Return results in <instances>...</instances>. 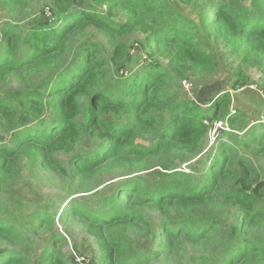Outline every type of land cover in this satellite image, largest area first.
<instances>
[{
    "label": "trees",
    "instance_id": "1",
    "mask_svg": "<svg viewBox=\"0 0 264 264\" xmlns=\"http://www.w3.org/2000/svg\"><path fill=\"white\" fill-rule=\"evenodd\" d=\"M14 1L21 0L0 3ZM180 1L195 11V25L168 0H51L46 20L34 22L27 30L18 26L3 29L0 71L8 66H47L41 70L44 76L39 86L24 92L16 103L0 98V120L13 123L16 108L32 116L30 123H22L11 132L10 145L0 143V187L14 175L15 163L27 149L40 152L42 164L50 172L63 176L67 172L74 179L89 178L101 169L115 172L131 162L154 157L164 162L167 173L158 175L161 180L143 184L139 177L130 178L114 185L108 196L83 200V206L74 198L55 207L56 213L62 208L60 218L85 225L94 236L100 264H149L164 255V247L180 242L204 248L212 234L224 228V213L231 217L233 239L224 243L215 258L199 257L190 263L264 264V168L258 169L249 159L264 154V125H260L263 129L248 130L243 137L232 132L236 129L220 131L195 175L194 170L164 165L172 162L171 154L176 151L185 157L182 162H191L204 152L216 118L227 114L230 96L223 94L205 109L192 100L171 99L167 90L172 75L158 63L145 62L133 72L125 71L132 57L124 36L132 27L111 21L118 10L149 17L157 26L146 38L149 56L171 53L169 63L180 79L187 75L206 78L217 68L209 39L235 51H258L264 58V0ZM88 28L119 38L110 58L113 69L96 42L80 41L70 46ZM239 82L235 81L234 89ZM161 111H167L166 118ZM131 114L146 117L142 127L154 133L150 146L135 141ZM242 119L238 112L228 115L231 128L242 124ZM252 144L258 148L247 156L244 149ZM54 146L72 156L66 168L50 153ZM204 204H216L218 214L174 218L165 211L169 206ZM49 208H36L28 219L38 228L53 225L56 214L51 216ZM144 209L161 211L166 220L153 228ZM121 226L128 227L137 243L156 246L152 257L114 232ZM16 238L14 225L1 220L0 239ZM63 243L62 236L52 234L51 245L40 261L66 264L59 247ZM0 264H24V260L20 254L0 252Z\"/></svg>",
    "mask_w": 264,
    "mask_h": 264
},
{
    "label": "rangeland",
    "instance_id": "2",
    "mask_svg": "<svg viewBox=\"0 0 264 264\" xmlns=\"http://www.w3.org/2000/svg\"><path fill=\"white\" fill-rule=\"evenodd\" d=\"M170 5L179 12L191 24L195 25L198 18L195 11L186 3L180 0H168ZM248 5V3H246ZM52 9L51 0H21L14 2L0 3V38L6 26H18L27 30L34 22H42L49 18V11ZM111 21L116 24L129 25L131 29L124 36L128 46V53L132 57L130 64L126 65L125 71L133 72L142 63H158L162 68L172 75L171 85L167 93L171 99L177 101L192 100L203 108L210 107L220 96L228 93L230 104L226 116L216 118L210 133L208 134L206 149L201 155L193 157L190 162H182L185 157L180 151L171 154L174 159L169 164L172 169H189L193 175L201 170L204 159L214 147L215 139L220 135V131H232L243 134L248 130L257 127L263 129L264 125V58L258 51L247 53L240 48L235 51L231 46L223 43H214L209 39V43L217 58L216 71L206 78L187 75L180 79L169 63L170 54L168 52L157 56H149L145 49L146 38L152 27L157 28L149 17H143L138 13H130L125 10H118L111 17ZM93 41L101 49L105 60L109 61L108 67L113 69L111 53L119 38L117 35H109L94 28L86 29L77 41H72L70 46H75L78 42ZM168 54V55H167ZM18 69L8 66L0 71V98L17 102L20 96L30 89L37 88L43 78L45 67ZM35 68V69H34ZM235 81H240L236 89L233 88ZM15 120L10 123L7 119L0 120V143L10 145L11 132L16 131L20 124L30 123L32 116L26 110L16 108ZM164 118L167 111H161ZM238 112L242 116V124L231 128L228 123V115ZM13 118V119H14ZM20 119V120H19ZM141 115H130L132 124L136 127L135 141L145 147L154 142L152 130L142 127ZM256 128V129H257ZM244 139H241V142ZM89 142V141H88ZM86 145V144H82ZM81 146H79L80 148ZM258 146L252 144L244 152L249 156L252 149ZM55 160L66 168L72 156L66 154L58 146H54L50 151ZM243 153V152H242ZM241 153V154H242ZM240 154V155H241ZM249 159L258 168H264V154ZM1 163V160H0ZM160 159L149 157L138 162H131L130 166L112 172L108 169H101L89 178H71L67 172L64 176L50 172L46 165L42 164V155L34 149H27L18 157L15 163V173L6 183L0 187V221L7 220L14 225L17 238L14 240L0 239V252L20 254L24 264H43L41 254L50 247L52 234L60 235L64 238V243L59 247L66 264H74L73 257L81 254L91 260L93 264H100V252L93 235H91L85 225L60 218L62 208L56 213L55 207L61 203L69 202L71 199H79V205L83 206V200L95 201L101 197L108 196L114 185L122 183L130 178L139 177L140 182L147 183L158 181L162 178L158 176L165 168L162 167ZM187 172V171H186ZM49 208V214L55 217L53 225L38 228L35 223H31L28 215L36 208ZM166 213L174 218H197L200 213L217 215L219 212L216 204H204L200 206H169ZM143 213L150 219L153 228L159 225L160 220H166L161 211L156 209H144ZM222 221L224 228L222 231L216 230L212 234L209 244L202 248L189 242H180L174 247H164V255L160 258L151 259L149 264H191L193 259L199 257L215 258L221 253L224 243L231 241L234 237L230 224L231 217L224 213ZM115 233L127 237L134 243L136 249L143 251L152 257L151 251L156 249L150 247L148 243H137L134 235L131 234L127 226L114 229ZM214 261V260H213Z\"/></svg>",
    "mask_w": 264,
    "mask_h": 264
},
{
    "label": "built area",
    "instance_id": "3",
    "mask_svg": "<svg viewBox=\"0 0 264 264\" xmlns=\"http://www.w3.org/2000/svg\"><path fill=\"white\" fill-rule=\"evenodd\" d=\"M75 264H93L85 255L78 254L73 257Z\"/></svg>",
    "mask_w": 264,
    "mask_h": 264
}]
</instances>
